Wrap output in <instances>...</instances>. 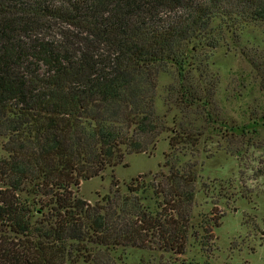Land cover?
<instances>
[{"label": "trees", "instance_id": "16d2710c", "mask_svg": "<svg viewBox=\"0 0 264 264\" xmlns=\"http://www.w3.org/2000/svg\"><path fill=\"white\" fill-rule=\"evenodd\" d=\"M257 22L264 0H0V264H96L94 251L151 244L184 253L194 162L167 159V173L94 203L77 190L155 149L168 130L160 72L174 69L167 91L184 108L207 106L190 75L197 52ZM182 137L179 123L170 148Z\"/></svg>", "mask_w": 264, "mask_h": 264}, {"label": "rangeland", "instance_id": "374dc122", "mask_svg": "<svg viewBox=\"0 0 264 264\" xmlns=\"http://www.w3.org/2000/svg\"><path fill=\"white\" fill-rule=\"evenodd\" d=\"M193 63L191 79L208 92V105L184 108L178 94L167 91L176 74L168 66L169 71L158 75L155 99V111L168 130L155 149L126 154L101 176L82 180L77 190L78 196L94 203L116 184L127 194L126 186L135 179L145 184L159 172L167 173V159L194 162L192 228L184 253L154 244L119 247L107 254L100 249L93 253L96 264H264V23L226 34L217 48L197 52ZM253 119L259 121L256 131L248 125ZM179 123L190 138L182 137L171 149L170 137ZM213 221L219 225L211 227Z\"/></svg>", "mask_w": 264, "mask_h": 264}]
</instances>
